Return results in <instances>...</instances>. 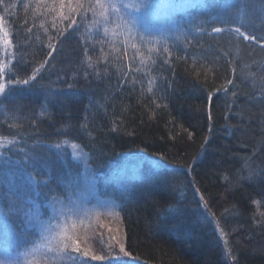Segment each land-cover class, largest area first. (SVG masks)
Masks as SVG:
<instances>
[{
	"label": "trees",
	"instance_id": "trees-1",
	"mask_svg": "<svg viewBox=\"0 0 264 264\" xmlns=\"http://www.w3.org/2000/svg\"><path fill=\"white\" fill-rule=\"evenodd\" d=\"M104 4L0 0V250L92 189L106 264H264V0H146L124 35ZM74 237L30 264L88 262Z\"/></svg>",
	"mask_w": 264,
	"mask_h": 264
},
{
	"label": "rangeland",
	"instance_id": "rangeland-1",
	"mask_svg": "<svg viewBox=\"0 0 264 264\" xmlns=\"http://www.w3.org/2000/svg\"><path fill=\"white\" fill-rule=\"evenodd\" d=\"M144 1L146 0H104L105 9L111 10L113 12V17L110 16L109 18L117 20L119 24V26H117L118 28L120 27V32L122 35H124L123 23L127 21L129 23L134 22V17L136 15L138 18L140 17L141 11L143 10L142 4ZM244 20V23L247 22L250 24L251 22L245 18ZM134 23L137 25V22ZM155 46L156 45H153V47ZM73 155H75V157L82 156L78 150L77 152L73 151ZM137 177L143 178L145 176L140 173ZM87 183L88 180L84 182L85 185ZM91 190L89 189L82 191L81 197H78V201L76 198H74L72 203H68V201H66L67 203L62 204L61 206H53L50 209L51 215L49 218L47 216L37 217V226L35 229L39 233L37 234L38 239L34 240L33 243H31L28 247H24L16 253H12L8 250L9 253L5 255L3 252L4 248H1L0 264H30L33 262V260L38 261L41 255L45 256L46 249H48L47 247L54 248L55 244L57 246L59 245L57 247L59 248L63 243L68 245L73 240H77L74 235L77 236L78 240L81 241L84 246L82 249V255L87 253L90 255V257H103V259L96 260L90 258L88 260L89 263L83 262V264H99L100 261L106 264L109 259L115 260L117 259V256H126L124 252L121 251L122 238L119 227L120 221H117L112 215L110 216L107 214L100 217L95 216L93 219H91L98 207L105 206L107 203H109L106 198L97 197L94 191ZM70 204H73L74 206L72 205V207ZM96 226L97 228H95ZM91 227L94 229L93 231L84 232L85 228ZM5 230L0 228V234L1 232L4 233ZM5 241L6 244H9L8 238H5ZM102 245L105 248H102ZM71 248L72 249L68 251L67 249L64 251H67L71 255L74 251V248L76 247L73 246ZM95 249L98 250V252ZM110 250H113L111 255ZM73 255L74 254H72V256ZM65 261L68 262L69 260ZM128 264H137V262Z\"/></svg>",
	"mask_w": 264,
	"mask_h": 264
},
{
	"label": "snow or ice",
	"instance_id": "snow-or-ice-1",
	"mask_svg": "<svg viewBox=\"0 0 264 264\" xmlns=\"http://www.w3.org/2000/svg\"><path fill=\"white\" fill-rule=\"evenodd\" d=\"M0 20H2V18H0ZM216 31H220L219 29H216ZM237 31H239L237 29ZM4 37H5V42H8L7 41V33L4 34ZM246 39H255V37H246ZM33 79H35V77H33ZM19 83V81H18ZM24 84H28V81L27 80H24L23 81ZM5 91V85L0 83V93H4ZM76 251H79V246L77 245ZM121 251H123V247H121ZM84 255H87V253H84ZM92 259L96 260V259H103V257H100V256H93ZM81 264H83V261H81Z\"/></svg>",
	"mask_w": 264,
	"mask_h": 264
}]
</instances>
